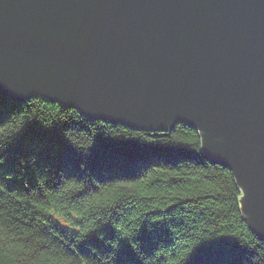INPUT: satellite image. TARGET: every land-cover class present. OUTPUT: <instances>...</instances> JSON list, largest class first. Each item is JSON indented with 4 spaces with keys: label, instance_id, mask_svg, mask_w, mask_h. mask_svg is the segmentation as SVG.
I'll return each mask as SVG.
<instances>
[{
    "label": "water",
    "instance_id": "obj_1",
    "mask_svg": "<svg viewBox=\"0 0 264 264\" xmlns=\"http://www.w3.org/2000/svg\"><path fill=\"white\" fill-rule=\"evenodd\" d=\"M0 97L198 130L264 240V0H0Z\"/></svg>",
    "mask_w": 264,
    "mask_h": 264
},
{
    "label": "trees",
    "instance_id": "obj_2",
    "mask_svg": "<svg viewBox=\"0 0 264 264\" xmlns=\"http://www.w3.org/2000/svg\"><path fill=\"white\" fill-rule=\"evenodd\" d=\"M241 197L186 124L0 97V264H264Z\"/></svg>",
    "mask_w": 264,
    "mask_h": 264
},
{
    "label": "bare ground",
    "instance_id": "obj_3",
    "mask_svg": "<svg viewBox=\"0 0 264 264\" xmlns=\"http://www.w3.org/2000/svg\"><path fill=\"white\" fill-rule=\"evenodd\" d=\"M244 217H245V214H244Z\"/></svg>",
    "mask_w": 264,
    "mask_h": 264
}]
</instances>
